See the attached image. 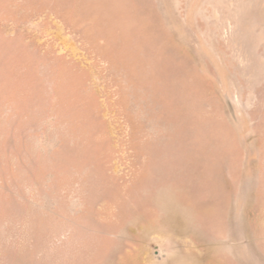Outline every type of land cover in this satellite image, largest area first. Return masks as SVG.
<instances>
[{"label": "rangeland", "instance_id": "rangeland-1", "mask_svg": "<svg viewBox=\"0 0 264 264\" xmlns=\"http://www.w3.org/2000/svg\"><path fill=\"white\" fill-rule=\"evenodd\" d=\"M0 264H264V0H0Z\"/></svg>", "mask_w": 264, "mask_h": 264}]
</instances>
